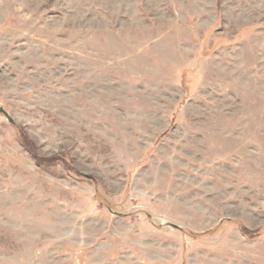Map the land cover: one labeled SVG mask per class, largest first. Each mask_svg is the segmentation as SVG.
Masks as SVG:
<instances>
[{
	"label": "rangeland",
	"instance_id": "obj_1",
	"mask_svg": "<svg viewBox=\"0 0 264 264\" xmlns=\"http://www.w3.org/2000/svg\"><path fill=\"white\" fill-rule=\"evenodd\" d=\"M1 108L0 264H264V0H0Z\"/></svg>",
	"mask_w": 264,
	"mask_h": 264
},
{
	"label": "trees",
	"instance_id": "obj_2",
	"mask_svg": "<svg viewBox=\"0 0 264 264\" xmlns=\"http://www.w3.org/2000/svg\"><path fill=\"white\" fill-rule=\"evenodd\" d=\"M21 142L23 146L26 147V149L30 150L32 153H34V155H36V158L39 157L37 156V154H35L34 149L32 148L31 142H29V140L25 136H23V134L21 135ZM38 161L41 162V159L38 158Z\"/></svg>",
	"mask_w": 264,
	"mask_h": 264
},
{
	"label": "water",
	"instance_id": "obj_3",
	"mask_svg": "<svg viewBox=\"0 0 264 264\" xmlns=\"http://www.w3.org/2000/svg\"><path fill=\"white\" fill-rule=\"evenodd\" d=\"M0 112L5 114L10 122H13V119L8 115V113L3 108L0 109Z\"/></svg>",
	"mask_w": 264,
	"mask_h": 264
}]
</instances>
